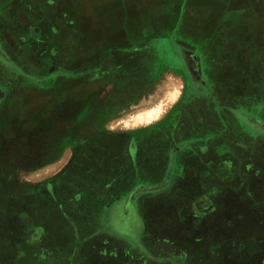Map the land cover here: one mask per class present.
I'll return each instance as SVG.
<instances>
[{
	"label": "flooded vegetation",
	"instance_id": "obj_1",
	"mask_svg": "<svg viewBox=\"0 0 264 264\" xmlns=\"http://www.w3.org/2000/svg\"><path fill=\"white\" fill-rule=\"evenodd\" d=\"M263 1L260 2L262 9ZM37 2L0 0V22L5 27L4 31L0 30V103L17 99L10 94L16 90L17 94H21L20 101H24L21 107L25 104V108L32 106L22 118L12 120L10 137L0 143V164L3 163V167L9 164L18 167L24 160L34 163L41 156L47 160L54 159L58 154L64 155L67 149L62 172L71 170L75 176L84 179V183L91 181L96 185L104 180L106 188L110 189L121 181V186H124L127 182L125 178L135 176L140 170L145 175H163V178L160 183L147 186L129 182L132 187L127 201L140 194L158 193L167 188L171 190L169 195L177 194L175 191L178 188L182 201L203 206L210 204V189L214 187L209 174L221 173L231 167L243 171V163L238 168L235 162L243 158L241 43L243 36L248 39L255 36V16L252 17L253 26H250L253 31L247 32L239 26L241 21L238 17L228 14L227 21L212 25L205 41L196 45L177 38V22H152L155 32L152 41L146 46L134 47L128 52L130 55L118 54L123 34L113 27L100 29L94 45L83 41V46L77 43L70 47L77 65L67 70L62 62H55L59 51L55 47L53 53L47 33L50 25L48 16L52 14L50 19L54 24L62 22L61 9L57 7L48 13V7ZM246 8L252 7L243 9ZM257 10L252 8V11ZM171 17L178 20L176 15ZM187 32L197 37V30ZM135 35H139V30H135ZM75 39L77 42L81 40L78 32ZM54 40L60 43L65 38L51 39ZM22 52L29 57L30 63L20 61L18 55ZM80 52H85L88 57L80 60ZM154 58L169 64L168 71L180 85L174 106L156 126L144 131L133 130L116 142L109 139H106L108 142H95L101 134L92 133L88 118L92 114L97 115V119L106 116L105 101L109 96L101 94L107 87L105 84L98 85L96 93L89 88L95 93L93 97L83 94L76 98L66 94L65 86H78L81 73H84L83 76L96 74L99 84H110L115 72L137 71L140 67L137 60L155 61ZM70 75L73 76L72 83L61 79ZM23 79L26 84L22 83ZM75 91L79 93V90ZM93 99L96 100L94 104ZM77 119L80 122L78 125L75 123ZM109 124L108 120L106 125ZM68 147L71 149L68 150ZM176 160L187 167L188 172L196 174L178 187L169 184L176 174ZM22 185L19 183L17 187L16 184L11 200L23 198Z\"/></svg>",
	"mask_w": 264,
	"mask_h": 264
},
{
	"label": "rangeland",
	"instance_id": "obj_2",
	"mask_svg": "<svg viewBox=\"0 0 264 264\" xmlns=\"http://www.w3.org/2000/svg\"><path fill=\"white\" fill-rule=\"evenodd\" d=\"M262 1L224 0L223 3L231 9L251 6L260 10ZM243 42L245 45H255L256 41L243 36ZM261 51H264V47ZM169 86L167 91H172L174 87ZM161 96L162 93L153 100L159 101ZM246 98L252 110L243 112V158L235 160L238 168L243 163V171H238L241 174L240 185L236 184L237 180L233 177V186L227 190V194L222 192L214 195L209 212L200 218L201 230L196 246H192L186 237L189 226L167 216L166 210L171 207L166 209L154 204L156 201L171 200L176 197V193L157 200L147 199L144 204L136 201L133 205L132 201L126 200V204H117L115 201L111 206L101 199L109 197L112 192L109 193L102 185L101 190L96 191L88 185V181L84 183V179L75 176L71 170L62 172L66 159H59L61 154H58L50 160L41 156L34 163L24 160L18 167L12 164L3 167V163L0 164V264H97L93 244L101 236L112 235H119L121 244H132L134 251L147 259L149 264H179L185 261L174 251L153 249V245L166 240L174 242L179 249L182 246L191 247L188 250L192 260L188 256L186 261L189 264H220L228 252L232 255V264H264V122L256 116V110H261L264 105L259 103L254 93L250 92ZM93 100V104L96 103ZM137 102L134 101V105ZM136 113L128 112L113 124L128 122ZM107 114L99 119L97 115H89L92 133L112 135L111 130L105 129L107 121L111 120V115ZM134 120L138 123L137 117ZM75 123L78 125L79 119ZM19 183L23 184L21 189L24 196L11 200L10 197L15 194L13 189ZM42 184L46 185L39 191ZM223 200L226 203L231 200L230 205L237 201L231 216L226 218L230 222L236 218L232 224H227L229 248L219 242L218 237L211 239L205 231L206 227L221 228L214 209H219L225 203ZM239 205L243 207L239 209ZM185 210L186 214L187 207ZM41 234L45 236L43 242ZM87 245L91 246L89 253L83 251ZM210 247L214 249L212 255L209 253ZM39 248L45 253L39 252ZM46 249L54 253L49 256Z\"/></svg>",
	"mask_w": 264,
	"mask_h": 264
},
{
	"label": "crops",
	"instance_id": "obj_3",
	"mask_svg": "<svg viewBox=\"0 0 264 264\" xmlns=\"http://www.w3.org/2000/svg\"><path fill=\"white\" fill-rule=\"evenodd\" d=\"M34 1H39L37 4L41 3V5L48 7V13L51 9L55 10L57 7L61 9L62 22L54 24V22L50 19L52 14L48 16L49 18L47 22L50 23V25L47 33L50 35L48 41L51 42L53 53L55 47L59 51V53L55 55V62H62V64L66 65L67 70L73 69V66L75 68L77 65L74 64L75 62L72 58L73 54L70 52V47L77 45V43L83 46L85 44L83 41H89L91 45H94V41L98 40L97 32L100 29L109 30L113 27L119 34H123L124 40L119 45L120 51L118 54L127 53L126 55H130L128 52H131L134 47H143V45L146 46L147 43L152 41L151 39L155 34L151 27L152 22L164 24H176L177 22L179 28L177 38L196 45L204 42L208 35V30H211L212 25L215 26L217 23L221 24L229 17L228 14H234V17H238L241 21L239 26L242 27V29H246L247 32L253 31L250 26H253L252 17L255 16L256 23L254 31L256 34L255 36H250L251 40L256 41L255 45H245L244 42L241 43L244 82L243 101L245 100V102H243V112H251L252 110V107L249 106L246 98L250 92L256 94L259 98V103L262 106L264 105V51H261V48L264 47V9L262 8L259 11H252V8H246L245 10L243 7L241 9H231L228 6H224V0H27L28 3H34ZM229 1L231 2V0H228V2ZM174 15L178 17V20L171 17ZM45 18L47 19V17ZM172 18H174V20ZM243 19L245 23H243ZM69 22H71V24H69ZM4 29V24L0 22V30L4 31ZM136 29L139 30V35H135ZM188 30H197V37L194 38L192 35L187 34L189 33L187 32ZM76 32H78L81 37V40L78 42L75 39ZM57 37H63L65 40L60 43L55 42V40L51 41L52 38ZM128 48H131V50L128 51ZM18 56L23 64L30 63L29 57L26 54H23V52ZM26 57H28V60ZM85 57H88V55L85 52H80V60ZM154 59L155 61L146 62L143 60H137V63H139L138 65L140 66L137 71H126L122 74H116L115 72L112 74L110 84L105 82L99 84L100 80L96 74L83 76L84 73H81V76L78 78L80 81L78 86L77 84L75 86H65L64 91L66 94L71 97L75 96L76 98H80L83 94H85L86 97L88 95H92L93 97L97 91L98 85L105 84L107 87L105 90L106 93L104 92L101 95L109 96V98H107L108 100L105 101V111L111 115V120L109 121V125H105V129L111 130L112 136L100 135L97 137L95 142H103L106 141V139L116 142L120 140L121 137L127 136L133 130L144 131L156 126L159 122H161L165 113L174 106L179 96L180 85L177 81H175V79H173L171 72L168 71L169 64L164 62L163 59ZM34 70L37 69L34 67ZM61 79H63L65 83H72L71 79H73V76H64L61 77ZM25 82L26 80L23 79L22 83ZM169 85L174 87L172 91H167L168 87H170ZM85 87H87V90ZM89 88L94 90L95 93L92 90H88ZM74 89L79 90V93L77 94ZM82 89H85L86 91L82 93ZM160 93H162L160 100L154 101L153 98L160 95ZM10 94L13 97H17V99L14 98V100L8 101L9 103L4 101L0 103V143L2 140L10 137L9 129L12 120H14V118H22L25 114L24 112L26 111L27 114L29 112V108L32 107L31 105H28L27 108H25L26 104L23 107L24 109L21 107V104L24 103V101H20L21 94H17L16 90ZM172 96H174L173 99L171 98ZM6 97H8V95H6ZM30 99L34 100L33 98H29L28 100ZM134 101L139 102H137V105H134ZM86 103L88 102L86 101ZM19 107H21V109ZM156 108H159V113L156 117H153L148 121L144 120L141 122L138 121V123L135 122V117L141 115L145 118L147 112ZM131 111H137V113L132 119L128 120V122L121 121L116 125L113 124L114 121L120 119L123 115H126V113ZM256 111H258L256 113L257 118L264 122L262 119L264 108L262 107L261 110ZM120 128L125 129L123 130ZM114 145L112 147H114ZM69 148L71 149V147H68V150ZM66 151L67 149H65V153ZM65 153L64 155H60L59 159H66ZM190 169L191 168H189V170ZM238 171L239 169L231 167V169L228 168L227 171H223L221 173L216 172L214 174H209V179L214 184V187L210 189V193L212 195L210 204L208 203L205 206L198 205L194 202L190 203L182 201L180 198L181 190L178 188L175 191L177 192L175 199L170 201H156L154 204L155 206L160 205L162 208L166 207V209L170 206L171 209L166 210L167 216L169 215L173 221L186 223L189 226L190 231L186 230V234L188 235L186 237L189 239L192 246H196L199 241L198 232L201 230L200 218L202 215L206 214V212H209L212 205L211 202H213L212 199L216 193H228L227 190L233 186V177L237 180L236 184L240 185L241 174L238 173ZM175 173L176 174L172 177L169 183L175 187L184 184L186 179L192 177V175H196L188 172V168L184 167L180 161L177 160L175 164ZM162 178L163 175H145L140 170H137L135 176L125 178L127 179V182H125L126 184L124 186H121L120 181L118 185L108 189L106 188V184H104V180L98 182L96 185H93L92 182H88V185L96 191L101 190L100 187L102 185L109 193L112 192L109 197H104L103 200L101 199L102 202L107 204L110 203L112 206L115 201L118 202L117 204L128 203L126 200L128 199L133 184L145 186L152 185L157 182L160 183L159 181ZM129 182L132 183L131 186L128 185ZM236 186L237 185H235V187ZM40 189L41 188L38 190L40 191ZM46 190L47 189H45V191ZM205 190L208 192V188ZM48 191H50V189ZM170 193V188H167L166 190L158 193L140 194L132 200V204L135 205L136 201L140 204H144V201L147 199L157 200L169 195ZM223 202L225 203H223L219 209H214L218 215V221L221 228L213 229L206 227L205 231L211 239L213 237H218L219 242L221 241L222 244L227 245L229 248L227 224H232L236 218L234 217L233 222H230V220L226 218L231 216L232 208L237 204V201H235L233 205H230L232 202L231 200L227 203L226 200H223ZM186 207L187 213L185 214ZM242 207V205L238 206L239 209ZM193 209H199L200 211H193ZM239 209L236 210L235 214ZM94 225L96 226L95 223ZM94 225L93 229L95 228ZM99 232L100 231H98V233ZM40 239L43 242L45 236H42L41 234ZM119 239H121L119 235H112L101 236V238L95 241L93 247L95 248V255L97 256V264H149L147 259L141 257L140 254L134 251V246L132 244L126 245L125 242H123L124 244H121L122 242ZM90 248L91 246L87 245L84 247L83 251L85 253H89ZM181 248L182 249L177 248L175 243L170 240L153 245V249L155 251L167 250L178 253V255L185 259V261H182L179 264H189L186 261L188 260V256L192 260V254L188 250L191 247L186 248L185 246H182ZM46 250L49 256L51 255L50 253H54L49 249ZM183 250L185 252H183ZM213 250V247L209 248L210 255H212ZM38 251H43V253H45V251L40 248ZM56 255L57 254L55 253V256H52L56 257ZM62 255H65V253ZM68 255H71L72 257L75 256L73 253ZM231 257L232 255L228 252V256L225 258L223 257L220 264H232Z\"/></svg>",
	"mask_w": 264,
	"mask_h": 264
},
{
	"label": "bare ground",
	"instance_id": "obj_4",
	"mask_svg": "<svg viewBox=\"0 0 264 264\" xmlns=\"http://www.w3.org/2000/svg\"><path fill=\"white\" fill-rule=\"evenodd\" d=\"M158 113H159V108H156V109H153V110L147 112L145 118L142 117L141 115H139L137 117V120L140 122L144 121V120L148 121V120L152 119L153 117H156L158 115Z\"/></svg>",
	"mask_w": 264,
	"mask_h": 264
}]
</instances>
